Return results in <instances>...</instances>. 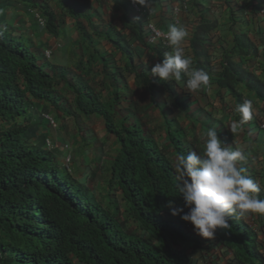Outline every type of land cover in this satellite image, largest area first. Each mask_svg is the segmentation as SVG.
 Returning <instances> with one entry per match:
<instances>
[{
    "label": "trees",
    "instance_id": "trees-1",
    "mask_svg": "<svg viewBox=\"0 0 264 264\" xmlns=\"http://www.w3.org/2000/svg\"><path fill=\"white\" fill-rule=\"evenodd\" d=\"M20 1L40 8L47 31L56 33L55 15L44 10L42 0ZM16 5L0 0V264H190L187 250L199 249L201 236L168 207L169 200L184 206L168 157L169 149L177 155L189 152L177 138L183 126L172 117L164 120L166 149L136 123L118 128L114 111L96 95L85 92L86 98H75L79 111L100 114L108 132L117 137L120 151L113 178L127 220L119 207L91 196L51 152L31 142L42 134L30 126L33 101L55 104L50 98L53 78L39 62V50L8 21L7 13ZM193 48L198 55L194 43ZM225 58L218 86L231 91L236 104L244 99L237 92L241 84L264 101V84L244 76ZM202 69L211 76L210 64ZM179 109L187 111L181 103ZM129 221L137 232L128 228ZM216 234L233 264L263 263L256 233L243 219L229 218L228 226Z\"/></svg>",
    "mask_w": 264,
    "mask_h": 264
},
{
    "label": "crops",
    "instance_id": "crops-1",
    "mask_svg": "<svg viewBox=\"0 0 264 264\" xmlns=\"http://www.w3.org/2000/svg\"><path fill=\"white\" fill-rule=\"evenodd\" d=\"M42 2L44 10L55 15V34L41 30L35 25L34 19L23 14V11L8 13V21H13L14 26L21 29L32 46L35 45L42 53L51 51L50 57L41 59V63L54 77L51 98H57V101L55 106L35 101L32 113L35 118H38L39 113L51 114L58 128L50 129L44 121L37 122L34 127H38L42 134L38 133L36 142L42 144L43 138L51 136L59 146L68 144L73 154L74 180L106 206L117 207L121 192L118 184L112 182L113 163L120 151L117 138L108 132L99 114L85 115L76 110L74 98H86L85 92L96 95L115 111L117 126L122 120L128 123L142 120L147 129L155 132L154 125L149 122L150 112L146 113L148 108H154L151 113L159 133H151L160 144L165 145L161 111L159 107L146 103L149 98H157L158 104H162L169 94L162 84L150 86L147 83L150 68L159 58L155 49L146 45L140 23L146 19L160 29L167 30L172 22L171 4L165 0H144L140 5L146 9V13L141 17L132 12L126 0ZM257 3L258 0H189L188 11L180 16L181 25L189 32L184 43L186 54L195 60L191 43L196 40L207 45L199 50V62L204 61L203 55L207 53L214 73L222 70V65L226 63L224 57L229 55L244 73L264 82V19L258 14ZM201 26L203 28L199 30ZM208 27L212 30L208 31ZM209 32H212L213 39L208 37ZM207 39H210L209 45ZM242 39L246 41L242 43ZM239 45L242 49H238ZM181 86V83L175 85V91L178 95H186ZM240 91L254 102L255 112L258 109L264 110V103L258 102L255 94L247 91L244 86H240ZM187 98H193L189 102V116L204 109L211 117H205L202 121L210 122L213 118V124L223 123L222 134H230L231 137L229 135L225 139H231V142L245 149L247 158L251 159V170L264 165V139L259 138L260 134L257 138L246 136L244 130L250 124L236 132L229 130L235 115L234 100L227 90L219 88L215 80H211L209 86L190 92ZM168 114L184 121L190 140L192 137L200 138L204 132L194 123L198 113L192 118H186L184 114L172 109ZM253 132L250 130V133ZM229 146L235 148L232 143ZM55 155L61 162L62 152L55 150ZM260 160L262 164H258ZM256 176L264 183V166ZM257 215L251 214L244 219L256 228L264 249V215ZM190 229L195 232L193 225ZM191 255L198 259V264L203 263L204 260L199 258L201 252H192ZM226 260V253H223V257L215 263L226 264Z\"/></svg>",
    "mask_w": 264,
    "mask_h": 264
},
{
    "label": "clouds",
    "instance_id": "clouds-1",
    "mask_svg": "<svg viewBox=\"0 0 264 264\" xmlns=\"http://www.w3.org/2000/svg\"><path fill=\"white\" fill-rule=\"evenodd\" d=\"M13 1L16 2L17 5L15 7H12L11 11H9L10 13L17 14L18 11H23V14L34 19L35 25L37 24L41 30H47L46 18L43 16L40 8L33 7L29 3L25 4L20 0ZM126 1L132 12L141 17L145 15L146 9H144V7H141L140 5V3H143L144 0H133V3L136 5V8H138V10L133 7L130 0ZM165 1H168L171 4L172 8V22L168 26L167 30H162L154 22L148 21L143 18V21H141L140 23L146 45L150 48H154L159 58V60L150 68V77L146 78L147 83L150 86H152L151 82H153L154 86L155 83L162 84L165 91L169 94L168 98H165L162 104H158V102L156 101L157 98H149L150 106H152L153 104L156 107H159L163 122L164 120H166V118H171V115L168 114V112H170L172 109L176 110V112H180V114H184L186 118H192L193 115L195 116V113H198L195 117L194 123L196 122V124L200 126V130H203L204 132L201 133L200 138L192 137V139L190 140V137L186 132L187 129L185 128L186 125H184V121L177 120L176 118L172 117V119H175L178 124L183 126V132H177V136H182V141L185 143L186 148L189 151L187 155H177L174 150L169 149V144L166 141V129L164 131L165 145H162L151 133H155L156 131L154 132L147 129L145 127V123L142 120H133L131 123H128L127 120H122L118 126L116 123L115 125L119 128L121 124H124L127 128H131L133 124L136 123L140 125V128H142L145 133L150 134L156 142L164 146L166 149H169L168 157L173 162L172 166L176 173L177 190L184 199V206H175L174 201L169 200L168 207L170 213L173 216L179 215L180 218L184 221L186 227L191 232L193 231L190 229V227L193 225V229L195 231L194 233L201 236V247L199 249L187 250L190 264L198 263L196 261L198 259H194L191 255V253L195 251L201 252L199 258H201V260H204L203 263L206 262V264H208L209 262L210 264H216L215 262L223 257V253H226V264H233V256L230 254V252L225 251L222 248L219 237L216 234L217 229H223L228 226V220L233 216H235L237 219H243L244 222H246V224L256 233L261 253L264 256V249L262 246V242L258 238V231L254 226H252L250 222H247L244 219L251 214H258L257 217H261L264 215V183L260 181L256 176L259 172L258 167L254 170H251V159L247 158L245 149L237 146L234 142H231V139H225V137H229L230 134H222V127L224 126L223 123L217 122L216 124H213V118H211L210 122L202 121V119L205 117H211V114L207 111H204V109L200 112L199 110L195 111L190 116L189 114L191 113H188L189 105L191 104L189 102H192L193 99L187 98L188 96H190V92H197L200 91L203 87L209 86V81L211 80H215V83L217 84L218 74L222 70L217 73L213 72L212 61L209 59L207 53L203 55L204 61L202 63L199 62L198 58L201 54L199 50L206 48V44H200L196 42V40H192L191 49L193 50V55H195L193 43L194 47L198 50V55H195V60H193L194 57L186 54L184 43L186 41V38L189 36V32L185 26L181 25L180 16L183 12L188 11L189 0ZM256 5L258 6L259 16L264 19V0H258V3ZM3 23L5 24V22ZM11 24L15 25L13 21H11ZM150 26L155 27L159 32H161V37L157 38L153 42L150 41ZM15 28L19 29V27L17 26H15ZM202 28L203 26L199 27V30ZM211 30V27H208V31ZM208 37L213 39L212 32H209ZM209 42L210 39H207L208 45ZM248 43L250 46H252L251 42L248 41ZM39 52L41 54L39 56L40 63L42 61L41 59H48L51 55L50 50H46L43 53L39 50ZM228 59L231 63L237 65L234 61H232L231 56H229ZM205 63L210 64L212 72L210 77L209 74L202 69V67L205 66ZM237 66L241 69L239 65ZM45 71L49 73L46 69ZM241 72H243L242 69ZM49 75L52 77L50 73ZM243 75L251 77V75H247L244 72ZM52 78L53 81L51 94L54 86V77ZM257 80L261 81L260 79ZM180 83L183 85L181 86V90L185 92L186 95L182 93L178 95L175 91V85H179ZM262 83L264 84V82ZM240 86H244V88L248 91L246 86L244 84H241L239 85L237 92L241 93ZM222 89L227 90L234 100L233 111L235 120H232L230 122L229 130L232 132H236L241 127H245V125L250 124V127H246L247 129L244 130L245 135L251 138H257L258 134H260L264 139V110L258 109L255 112L254 102L250 98L244 97L242 93L241 94L244 98L243 102L236 104L234 94L228 89ZM250 93L255 94L254 92ZM255 99L258 102L264 103V101L257 99V96ZM101 100L103 99L101 98ZM56 101L57 98H54L55 104ZM34 102L35 101H33V103ZM45 102H48L51 105L55 106V104H52L50 101ZM102 103L110 108L108 104L104 103V101H102ZM180 103L187 108V111H184L183 113L180 111ZM74 106L75 109L78 110L75 104ZM110 109L113 110L112 108ZM114 114L115 122V111ZM31 115V127H34L37 122L41 123L44 121L50 127V129L58 128L56 119L49 113H39L38 118H35V115H33V113ZM19 122L22 121L19 120ZM250 130L254 132L250 133ZM37 137L38 136L31 140L32 144L42 145L44 149H46L48 152H51L57 159L58 163L65 171V173L73 178V154L71 152L70 146L68 144H62L60 146L57 145V143L52 139L51 136L43 138V142L42 144H40L36 142ZM199 140H201L202 143L198 144ZM231 143L235 148L229 146V144ZM55 150L62 152L61 162H59L57 156L55 155ZM246 160H248V162H246ZM115 161L113 163V167ZM241 162H243V164ZM259 164H262L261 160L259 161ZM112 182H116L113 178V168ZM116 183L118 184V182ZM120 201L121 203L123 202L122 192ZM187 222H190L189 225L191 226H189ZM221 251L223 253L219 255V252ZM262 264H264V261Z\"/></svg>",
    "mask_w": 264,
    "mask_h": 264
},
{
    "label": "rangeland",
    "instance_id": "rangeland-1",
    "mask_svg": "<svg viewBox=\"0 0 264 264\" xmlns=\"http://www.w3.org/2000/svg\"><path fill=\"white\" fill-rule=\"evenodd\" d=\"M13 1V0H12ZM104 103H105V101H104ZM142 103H145L144 101H142ZM146 104H148L149 106H150V102H149V100H147V103ZM152 109H154V108H148L147 109V111H146V113H149V122L151 123V125H154V127H155V130H156V132H158L159 133V128H157L156 126H155V120H154V116H153V113H151V110ZM177 138L179 139V140H182V136L181 135H178L177 136ZM259 138L260 139H263V137H262V135H260L259 136ZM257 160V159H256ZM246 162H248V160H246ZM242 164H243V162H241ZM259 164V163H258ZM260 168H262L263 169V166H261V165H259L258 166V169H260ZM118 207L120 208V213H121V216L125 219V220H127V218H126V215H125V212L123 211V205H122V203H121V201L118 203ZM189 223L190 222H187V224L189 225ZM127 226H128V228H130L132 231H134V232H137L138 231V227L135 225V223H133V222H127ZM189 226H191V225H189ZM208 250H209V248H208ZM195 252H197V251H195ZM206 252H208V251H206ZM212 255V254H211ZM200 256V255H199ZM195 259V258H194ZM193 259V260H194ZM214 261H215V258H214ZM198 264V263H197ZM202 264H204V263H202Z\"/></svg>",
    "mask_w": 264,
    "mask_h": 264
},
{
    "label": "built area",
    "instance_id": "built-area-1",
    "mask_svg": "<svg viewBox=\"0 0 264 264\" xmlns=\"http://www.w3.org/2000/svg\"><path fill=\"white\" fill-rule=\"evenodd\" d=\"M133 7L138 10V8H136V5L133 3V0H130ZM149 32H150V41L153 42L155 41L157 38L161 37V32H159L155 27L150 26L149 27Z\"/></svg>",
    "mask_w": 264,
    "mask_h": 264
}]
</instances>
